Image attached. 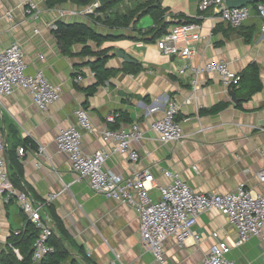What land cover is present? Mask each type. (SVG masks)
I'll use <instances>...</instances> for the list:
<instances>
[{
	"label": "crops",
	"instance_id": "obj_1",
	"mask_svg": "<svg viewBox=\"0 0 264 264\" xmlns=\"http://www.w3.org/2000/svg\"><path fill=\"white\" fill-rule=\"evenodd\" d=\"M29 1L38 6L37 19L25 13V0H0V48L12 41L20 43L24 73L42 70L48 80L60 86L61 97L47 110H41L26 90L15 89L0 97V128L11 126L17 132L14 137L7 135V139L16 150L25 147L22 156L17 152L16 155L21 159L27 191L43 204L49 217L53 211L61 221L76 245L72 247L65 241L77 264L158 263L140 244L138 214L133 207L92 192L84 181H74L68 158L57 152L54 144L60 129L75 127L82 135L83 151L91 153L110 146L100 139L103 128L140 126L145 136L134 144L139 154L137 163L133 165L119 154L104 162V167L124 177L148 170L156 183L164 185L170 179L162 171L168 170L178 172L197 192L226 193L240 183L253 192L263 189L257 172L264 167V35L254 11L241 26L229 30L211 10L200 11L197 0L159 3L160 9L165 10V32L178 24L196 25L189 30L198 34L197 41L191 43L193 53L188 59L192 68L221 61L241 76L232 86L237 100L232 102L229 88L216 74L180 72L185 62L180 55H164L156 48L155 40L140 38L143 35L138 31L145 33L154 25L148 12L136 17L130 28L115 29L95 24L90 14H80L79 10L87 6L64 2L49 8L44 0ZM58 9L77 13L58 17ZM8 10L11 18L4 16ZM142 17L148 19L141 21ZM58 20L85 23L106 38L100 42L91 38L74 41L70 53H63L49 27ZM177 45L182 47L185 43ZM85 47L90 52L84 53ZM117 51L128 60L117 55ZM250 64L257 68V80L252 79L254 69ZM101 76L104 77L99 80ZM166 95L179 105L176 120L183 129L182 142L162 143L150 129L161 112L149 110L160 106ZM217 107L215 112L209 111ZM79 108L86 110L92 131L78 123L75 111ZM110 114L116 116L113 123L106 121ZM40 145L44 147L41 155L37 153ZM6 167L13 184L8 160ZM13 187L16 188L14 184ZM51 192L58 195L46 203L45 196ZM150 195L157 198L158 189L151 190ZM15 200L0 199V250L14 231L27 223ZM191 231L200 236L198 241L190 236L182 245L173 238L164 241L169 264L200 262L215 242L212 233L230 245L227 257L232 264H264V238L251 236L233 246L236 229L216 210L200 213Z\"/></svg>",
	"mask_w": 264,
	"mask_h": 264
},
{
	"label": "built area",
	"instance_id": "obj_2",
	"mask_svg": "<svg viewBox=\"0 0 264 264\" xmlns=\"http://www.w3.org/2000/svg\"><path fill=\"white\" fill-rule=\"evenodd\" d=\"M227 0H197L200 11L211 10L214 16L220 18L229 27L237 28L247 20L254 10L260 19V33L264 35V0L253 4L246 3L238 8H230ZM96 3L85 9L79 10L82 15L94 13ZM253 7V9H252ZM25 13L32 19H37L39 10L36 3L25 0ZM71 10L58 9V17L66 14H75ZM11 18V11L4 15ZM51 29H56V22L50 23ZM196 25H175L169 31L155 40L158 51L164 55H180L185 60L180 72L192 70L193 73L205 72L216 74L226 87L236 85L240 75L230 71L221 61H209L202 67L192 68L188 59L193 53L191 43L197 41L198 34L189 33ZM179 42L185 45L180 47ZM23 49L20 43L12 41L9 45L0 48V97L8 96L15 89L26 90L33 103L41 110L61 97L59 85L48 80L42 70L33 74L24 73ZM195 87V86H194ZM179 105L166 95L158 107H153L149 113L161 112V116L152 121L150 129L156 133L162 143L182 142L184 133L181 123L176 120ZM78 123L88 131H92V124L85 109L75 111ZM115 114L106 117L107 123H113ZM145 136V131L137 124H132L128 129L108 128L102 129L100 139L102 143L110 145L86 153L82 149V135L73 127L60 129L54 144L57 152L65 154L68 158L74 181H84L89 189L98 194L112 199L118 203L133 207L138 214V230L140 244L152 253L158 264H169L163 249L164 241L173 238L178 245H182L187 237H192L196 242L200 239L198 234L192 233L191 227L196 223L200 213L216 210L225 216L229 223L236 229L233 246H239L251 236L264 238V167L257 172V178L263 189L253 192L240 183L235 190L226 193L197 192L192 190L175 171L163 170V175L170 179L164 185L156 183L153 175L148 171H136L133 175L124 177L111 169L104 167V162L113 154L124 156L135 165L139 154L134 144H139ZM9 144L5 136V129L0 128V199L5 197L8 201L15 197L19 207L26 216L27 222L33 224L38 230L32 244L31 260L38 264L40 260L52 250L49 239L54 234L52 219L44 212L43 204L27 191H18L13 187L7 170V150ZM25 147L20 146L17 154L22 156ZM44 152L43 146H38V154ZM196 170V166L192 165ZM158 189L157 198H152L151 190ZM58 193H48L45 202L49 203L57 197ZM21 229L14 231L18 235ZM209 247L208 252L197 264H232L227 257L231 247L225 241L216 239Z\"/></svg>",
	"mask_w": 264,
	"mask_h": 264
},
{
	"label": "trees",
	"instance_id": "obj_3",
	"mask_svg": "<svg viewBox=\"0 0 264 264\" xmlns=\"http://www.w3.org/2000/svg\"><path fill=\"white\" fill-rule=\"evenodd\" d=\"M64 2H72L82 7L97 2L98 4L94 8L95 12L89 16L92 17L95 24L97 23L115 29L130 28V25L136 17L148 12L152 14L154 18V25L145 33L138 31L139 34L143 35V37L140 38L143 40H156V38L165 33V10L160 9V0H44V4L49 8ZM227 29L230 30L231 27H228ZM52 31L54 32L59 47L63 53H70V45L74 41H83L91 38L100 42L106 38L105 35L98 34L91 26L81 22L64 23L61 20H58L56 21V29H52ZM132 38L136 37L133 36ZM83 51L84 53L90 52L86 47ZM250 67L254 69L252 72V79L257 80L256 66L250 64ZM104 76L99 77V80ZM216 110H218V107L216 109H210L209 111L215 112ZM5 131L6 138L9 134L14 137L17 133L11 126H9L8 129L6 128ZM16 152V148L9 144L7 160L8 167L11 170L10 178L17 189L25 191V189H28L23 181L21 159L16 155ZM49 214L54 224V234L49 239V244L52 247V250L40 260L39 264H77L76 260L71 256L65 241L72 247H75L76 245L54 212H49ZM37 233L38 230L33 224L27 222L18 235L12 234L7 239L5 247L0 250V264H32V244ZM79 252L84 256V254H82V249H80Z\"/></svg>",
	"mask_w": 264,
	"mask_h": 264
},
{
	"label": "water",
	"instance_id": "obj_4",
	"mask_svg": "<svg viewBox=\"0 0 264 264\" xmlns=\"http://www.w3.org/2000/svg\"><path fill=\"white\" fill-rule=\"evenodd\" d=\"M259 0H227L226 5L230 8H238L242 5H245L246 3H250L253 4L255 2H257ZM117 55H119L120 57L128 60V58L126 57V55H124V53L117 51ZM229 94H230V98L232 102H236V98L234 96V91L233 88L229 89Z\"/></svg>",
	"mask_w": 264,
	"mask_h": 264
},
{
	"label": "rangeland",
	"instance_id": "obj_5",
	"mask_svg": "<svg viewBox=\"0 0 264 264\" xmlns=\"http://www.w3.org/2000/svg\"><path fill=\"white\" fill-rule=\"evenodd\" d=\"M137 1H140V0H137ZM141 1H143V0H141ZM253 11H254V10H252V12H253ZM146 19H148V17H142V18H141V21H144V20H146ZM141 21H140V22H141ZM15 202H16V200H15Z\"/></svg>",
	"mask_w": 264,
	"mask_h": 264
},
{
	"label": "clouds",
	"instance_id": "obj_6",
	"mask_svg": "<svg viewBox=\"0 0 264 264\" xmlns=\"http://www.w3.org/2000/svg\"><path fill=\"white\" fill-rule=\"evenodd\" d=\"M90 5H91V4H90ZM88 6H89V5H88ZM84 8H87V7H84ZM94 12H95V10H94ZM89 14H92V13H89ZM230 88H232V87H229V89H230Z\"/></svg>",
	"mask_w": 264,
	"mask_h": 264
}]
</instances>
